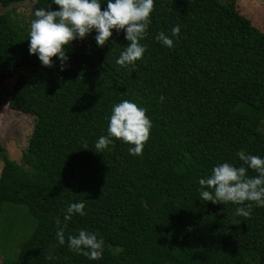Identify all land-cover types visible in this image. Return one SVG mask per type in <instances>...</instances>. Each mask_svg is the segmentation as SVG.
Listing matches in <instances>:
<instances>
[{
    "label": "trees",
    "instance_id": "trees-1",
    "mask_svg": "<svg viewBox=\"0 0 264 264\" xmlns=\"http://www.w3.org/2000/svg\"><path fill=\"white\" fill-rule=\"evenodd\" d=\"M50 4L58 10L52 0H36L32 13ZM154 4L134 69L116 63L128 44L123 31L99 48L93 31L66 49L64 71L55 57L43 67L29 55L26 27L0 15V81L28 72L52 109L34 120L20 163L0 142V237L20 239L13 264H264V207L236 216L239 205L206 202L199 185L215 166H242L239 151L264 159V33L230 0ZM176 25L180 35L169 49L156 35ZM123 100L151 120L143 154L131 155L118 140L96 152ZM77 202L86 215L73 216L58 245L55 221L63 226L66 208ZM80 230L103 239L100 260L69 250L67 237Z\"/></svg>",
    "mask_w": 264,
    "mask_h": 264
},
{
    "label": "clouds",
    "instance_id": "clouds-1",
    "mask_svg": "<svg viewBox=\"0 0 264 264\" xmlns=\"http://www.w3.org/2000/svg\"><path fill=\"white\" fill-rule=\"evenodd\" d=\"M58 10L52 11L51 4L33 11L34 19L30 23L29 55H36L43 67H53V58L60 61V70H65L68 61L66 49L74 40H83L93 31L97 47H103L112 37L113 31L125 33L128 42L116 63L121 67L135 68L136 62L143 58L146 46L140 41L145 39L151 24L154 11V0H106V8L102 10L100 0H52ZM180 35V26L171 29L170 34L160 32L156 40L171 49L174 38ZM164 97L159 98L163 102ZM146 109L137 104L123 100L112 108L107 126V135L99 137L95 143L96 152L110 150L114 141H121L129 147L133 156L143 154L144 145L150 138L152 123L146 115ZM87 145L85 144V149ZM242 166L229 163L215 166L211 175L199 180L200 196L212 204L232 203L239 205L235 209L236 216L250 218L253 204L264 207V159L248 155L244 151L237 153ZM257 175L249 177L248 170ZM207 189V190H205ZM247 202V203H246ZM85 203H70L63 216V226L59 218L56 239L58 245L65 244V229L73 216L86 215ZM69 250L87 257L89 260H100L104 251L103 239L94 233L80 230L78 235L67 237ZM47 259H53L51 255Z\"/></svg>",
    "mask_w": 264,
    "mask_h": 264
},
{
    "label": "rangeland",
    "instance_id": "rangeland-1",
    "mask_svg": "<svg viewBox=\"0 0 264 264\" xmlns=\"http://www.w3.org/2000/svg\"><path fill=\"white\" fill-rule=\"evenodd\" d=\"M36 0H24L21 3L3 7L0 4V15L8 13L21 26L30 31L33 4ZM237 11L250 20L251 24L264 33V0H230ZM45 87L40 81L26 71H18L15 75L0 81V142L5 147L11 160L21 162V153L27 146L32 132L34 120L38 116L48 115L52 111L51 101ZM63 90L54 93V99L62 96ZM61 99V97H60ZM61 102H57L59 104ZM264 131V126L261 129ZM2 163L0 162V171ZM14 207V206H13ZM22 212L21 209H18ZM6 211L2 219L8 218ZM19 218H23L20 215ZM15 234V232H14ZM7 237L13 236L12 231ZM20 239H2L0 237V264H13L11 252L17 250Z\"/></svg>",
    "mask_w": 264,
    "mask_h": 264
}]
</instances>
